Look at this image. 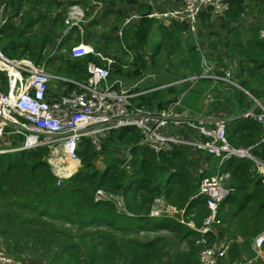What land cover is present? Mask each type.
Segmentation results:
<instances>
[{
    "label": "trees",
    "instance_id": "1",
    "mask_svg": "<svg viewBox=\"0 0 264 264\" xmlns=\"http://www.w3.org/2000/svg\"><path fill=\"white\" fill-rule=\"evenodd\" d=\"M2 1L5 2L0 0ZM28 1L9 0L7 2L9 13L0 23V35L4 38L0 49L6 55L26 56L34 63L43 65L44 68L50 67V64L54 62L53 70L56 76L62 77L64 88L69 86L66 82L67 78L80 79L85 76L84 66L87 61L102 63L91 52L72 57L68 47V50H62L61 48L67 46V36L60 38L52 47L51 33L34 34L33 25L43 23L47 16L40 14L33 17L24 8ZM227 1L228 16L232 19L231 21H234L243 12L244 1ZM259 6L260 11H264V0H261ZM142 13L133 22L130 30L131 37H137L139 41H141L140 29L149 31L152 27L151 18ZM178 24L181 23H173L174 26ZM181 25L185 29V24ZM230 27L229 32L223 34L221 42L230 50L237 48L245 56L239 58L241 63L238 70L244 71L248 78L237 77L238 83L242 87H247L250 86L248 80L250 79L257 85L255 88L250 86V89L258 92L264 81V36H259V28L255 26L248 30L251 35L249 34L243 42L238 36H231V32L235 29ZM163 29L165 30L164 26ZM163 41L160 39L150 53L153 62ZM141 57L138 52H133L130 62L132 65H137L132 71L133 74L144 70L145 63ZM112 65L115 67L119 65L116 58ZM222 86L225 89L222 91L224 96L228 94L229 99L234 98L237 104L242 103L243 93L239 88L225 83H222ZM135 98L139 101L144 97L136 96ZM162 103V101L159 102V105ZM235 121H237L235 124L241 123V128L248 131L255 130L249 132L259 130L255 121L243 118L240 120V115ZM234 131H237V127H233L227 133L229 142L242 138L243 133L238 134ZM114 133L120 139L126 138L127 142L131 141L129 151L134 157L130 161L129 170L125 167L120 168L116 159L106 162L99 168L94 162L93 145L89 138L82 137L80 143L83 144L80 146L79 143L80 147H77L76 151L84 169L76 170L59 184H56L55 176L46 159L49 151L47 145L0 152V235L7 248L20 252L25 247L28 249L35 246L37 242V244L42 243L46 247L44 252L54 247L53 256L67 257V264H94L98 259H101L104 264H199L195 254H198L202 244L213 239V234L201 233L171 218L147 216L149 203L154 196L159 194L165 198L169 195L177 198L180 196L177 205L181 206L184 202H188V195L197 190L198 175L196 181L192 182L194 178L186 168L188 154L186 149L173 147L169 151L154 152L147 147H142L138 157V146L135 144L138 135L135 128L125 125ZM15 135L17 137L3 138L9 147H14L19 142L20 136ZM250 138L251 140L247 141ZM254 139L248 136L246 141L251 142ZM263 146L264 143L256 148L255 152L258 155H261ZM238 167L244 170L248 179L254 181L253 192L264 196V182H260L253 174L251 162L242 158ZM222 170L226 171V169ZM167 174L172 175L166 178ZM172 176H174L173 179H171ZM175 183H179L180 188H173ZM96 187L108 190L120 189L124 195L125 205L132 214L115 211L108 201L93 200L92 193ZM178 189H185L186 193ZM201 201L204 204V201ZM204 212H207L206 207L202 210V213ZM144 226L153 229L169 226L174 232L183 233L180 238L185 239L186 250L170 251L169 240L166 241L167 238L163 235H156L145 240L128 235L132 231L137 233ZM116 231H119L121 235H115ZM199 237H202L203 241L196 243L195 240ZM250 246L244 248V251L252 257L254 251ZM77 252L84 254L83 258L71 260L69 257ZM33 257L45 259L40 255L33 254ZM233 257H237V254ZM55 258H52V261L45 260L52 264ZM256 264H264V260L259 258Z\"/></svg>",
    "mask_w": 264,
    "mask_h": 264
},
{
    "label": "built area",
    "instance_id": "2",
    "mask_svg": "<svg viewBox=\"0 0 264 264\" xmlns=\"http://www.w3.org/2000/svg\"><path fill=\"white\" fill-rule=\"evenodd\" d=\"M139 1L145 5L144 16L159 21L184 22L190 31L195 30V21L201 12L211 9L223 13L228 10L227 0H175L169 5L161 4V0ZM81 14L79 7L71 3L67 7L66 21L75 23L80 20ZM258 33L260 37L264 36V30ZM87 52L98 55L104 62L98 64L87 61L83 78H67L69 86L52 95L48 91L51 74L43 65L34 63L26 56L10 57L0 49V137L1 133L20 136L14 147L1 148L0 145V152L47 145V161L56 184H59L62 178L75 171L80 162L76 150L82 137L89 138L93 145L122 126L131 125L138 135L137 146L147 147L154 152L182 147L190 156L196 157L203 152L217 158L218 162L227 157L246 158L251 162L253 174L260 182H264V155L255 152L264 143V93L257 99L246 92L251 103L239 115L243 119L256 121L259 134L253 142L236 146L227 139L226 118L195 116L185 108H177L178 98L175 96L156 109L143 106L133 97L154 88L170 86L174 81L166 80L156 86L138 89L124 82L110 80V57L82 42L69 48L72 57ZM228 74L229 71H225L222 78L229 80ZM205 75L199 72L191 80ZM3 125L6 126L2 131ZM54 148L61 151L66 161L64 167L68 172L64 176L55 172L58 162L51 155ZM197 175L196 194L203 197L207 212L195 228L201 233L215 234L214 224L219 221L220 203L233 192L234 186L227 181L229 173L219 165L212 171L199 172ZM92 196L93 200L110 202L115 211L128 213L120 189L96 187ZM182 212L183 207L168 205L161 195H157L150 203L147 215L177 213L178 220L185 223ZM197 240L203 241L202 237L196 239V243ZM210 241L202 244L198 250L199 264H218L225 257L227 244L222 243V240ZM251 247L254 254L250 259L264 260L263 233L253 236ZM0 264L31 263L12 258L0 250Z\"/></svg>",
    "mask_w": 264,
    "mask_h": 264
},
{
    "label": "crops",
    "instance_id": "3",
    "mask_svg": "<svg viewBox=\"0 0 264 264\" xmlns=\"http://www.w3.org/2000/svg\"><path fill=\"white\" fill-rule=\"evenodd\" d=\"M32 1L33 0H29L28 2L30 3ZM137 1L134 0L133 2V0H42L41 3L43 5H50V8H48L47 11L40 13V7L37 6L38 8L34 7V9L32 10L33 14L30 11L29 12L33 17L38 16L40 14H45V16H47L43 21L44 26L42 28V31L51 33L53 40L52 47L55 46L56 41L60 38H64L65 36L68 37L67 39H69L70 37H74L75 43H85L92 47L94 51H97L104 56L110 57L112 59L110 63V67L112 66L109 76L110 80L124 82L125 84L132 85L138 89L145 88L148 86H156V84H160L161 82H164L169 78H172L170 81H174L173 84L170 86H161L146 91L143 94L135 95L133 96L135 100H138L137 98H135L136 96L145 97V95L150 92H154L163 88H169V92L171 95L167 100H170L173 96L178 98V102L176 104L177 108H185L191 114L199 117H206L208 116L207 113H210L209 115L211 116V118H215V113L222 112V117L227 119V133L233 127H237V131L234 132H237L238 134L243 133L241 135L242 138L238 139L237 141H230L233 145H241L242 143L251 140L250 138L246 141L248 136H251L252 138H257L259 130L258 132H249L255 130L249 129L248 131L245 128H241V123L235 124L237 122L235 121L236 117L239 116L243 109L250 105L251 102L249 98L242 97V103L237 104L234 98L229 99L228 94H225V96L222 97V107L213 108V110H203L201 106L203 98H201L200 89H202L203 86H208V80L205 79L204 76L198 77L194 80H190L187 78V76H175L176 74L172 72H166L165 70H163V68H161V66L154 67L155 61H152L150 53L152 52V50L155 49L159 39L157 43L153 45V47L151 48L152 50L149 53L146 49L145 51L143 50V48L146 47V43L144 41L142 42L137 40V37L132 38L129 34L130 30L132 29L133 22L140 17L141 13L145 9V5L142 4L140 1V3H138ZM173 2H175V0H161L160 3H166L169 5ZM71 3L76 4L82 13L80 20L75 23H67L66 21L67 7ZM129 17H136L131 25L129 23ZM174 21L177 23H184L179 22L177 20ZM128 23L129 26L126 25ZM162 25L165 27V30L166 27H171L172 30L174 29L173 24ZM34 26L35 25H33V27ZM153 26L154 25H152L151 29L153 28ZM104 51H106L107 54H103L105 53ZM131 51L138 52L142 56L141 58H143L145 63L144 70H142L138 74L132 73L133 69L137 65H132V63L130 62L132 59ZM127 55L128 57H130V59L128 60L129 62L127 61L128 63L126 62L127 64H125L122 59H127ZM115 58L118 60L119 64L117 67L112 65ZM50 74L51 78L49 80L48 91L50 94L55 95L64 89V85L62 82L63 79L62 77L56 76L55 74ZM223 74L224 73H222V75ZM164 75L170 77L163 78ZM52 79H54L55 81L54 84L51 83L53 81ZM180 82L183 83V85L180 86L181 91H179L178 89L180 88L176 86ZM195 82H197L196 85L193 89H191ZM222 83L231 84L244 91V88L237 82L232 83L229 80L222 79ZM177 91L179 92L178 94ZM222 91H225L223 86ZM159 102H152L150 107L155 109L158 108ZM162 102L163 106L166 101L163 100ZM241 119L242 118L240 117V120ZM263 155L264 146L261 151V156ZM186 156V158H189L192 161L189 164H186V168L190 171L191 177L194 178L192 182L196 181L197 174L199 172L203 173L212 171L218 165L222 169H226V171L229 173V180L233 184L234 190L222 201V243H226L228 245L229 251L232 250V252H234V255L237 254V257L231 256V258L236 260L238 259L239 264H242L240 260L244 261V264H256V260L250 259V256L247 257L244 248H247L251 245V240L254 235L259 233L264 234V196H260L253 192L254 181L250 178L248 179L244 173V170H241L238 167V163L242 158L227 157L221 162H218L217 158H214L213 156L207 155L203 152L198 153L196 157L190 156L189 154H187ZM234 158L238 159L236 164L233 163ZM171 175L172 174H167L166 178ZM173 178L174 176L171 177V179ZM173 188H180L179 183H175L173 185ZM178 190H180L182 193H186L185 189ZM162 197L168 205H171L176 208L183 207L181 217L183 220H185V223L180 222L178 220L179 215L177 213L156 215V218H171L173 221L186 225L189 228L196 229L195 227L198 226L200 222V216L203 214L202 210L205 209L204 204H202L201 201L203 199L201 196H198L196 194V190L188 195V202H184L183 204H181V206L177 205L180 196L178 198L176 196L173 197V195H169V197L167 198H165L164 196ZM152 200L150 201V203L152 202ZM126 210L128 212L127 214H132V212H130L127 207ZM141 223L144 224L143 222ZM137 233L148 235L150 233L151 235L154 234L155 236L163 235L167 238L166 241L169 240L170 251L175 252L176 250H186L185 239L180 238L181 236H183V233L174 232V230L171 229L169 226L160 227L156 229L144 226L140 228ZM175 237L178 240V244H175L172 239ZM140 239L145 240L149 238L142 237ZM195 257L196 260H198L196 254ZM31 263L47 264L46 262L38 258H33V261ZM238 263L235 262L234 264Z\"/></svg>",
    "mask_w": 264,
    "mask_h": 264
},
{
    "label": "rangeland",
    "instance_id": "4",
    "mask_svg": "<svg viewBox=\"0 0 264 264\" xmlns=\"http://www.w3.org/2000/svg\"><path fill=\"white\" fill-rule=\"evenodd\" d=\"M9 0H5V2H0V23L4 21L5 17L9 12H7V2ZM137 1V0H136ZM245 4V8L243 12L240 14V17L234 21H231L230 17L228 16V10L226 12H214L211 9L203 11V15H199L198 18L195 21V30L190 31L187 27L183 29L181 24L173 26L174 29L172 30L171 27H166V30L163 29V25L166 24H173L176 23L174 20H166V21H159L156 19L151 18V22L153 28L150 31H144L143 29H140L139 38L143 42H145V46L143 50L145 49L150 53L152 50L151 48L155 43H157L158 39H163V43L160 45L158 51L156 52L155 56V63L154 67L161 66L163 70L169 73L176 74L175 76H187L188 79L191 80L192 76H196L199 72H203V74H206L204 76L205 79L208 80V86H203L202 89H200L201 98H203L202 102V109H210L213 110V108L222 107V97L224 94H222V73L225 71H229V74L227 75V78H229V81L231 82H237L239 78H248L246 76V73L244 71L239 72L238 67L240 57H245L243 54L239 52V50L236 48V50H230L226 46H224L221 42L222 36L225 32H229V29L234 28V32H231V36H238V38L245 42L244 39L248 38L249 34L251 35L250 29L252 27L258 26V32L259 30H264V11H260V3L261 0H243ZM42 0H33L32 2L25 3V10H28L32 13V10L34 7H40V13L47 11L48 8H50V5H43ZM134 2V0H133ZM140 3L139 1H137ZM35 3V4H33ZM259 6V7H258ZM37 7V8H38ZM33 14V13H32ZM132 16V15H131ZM134 16V15H133ZM136 17H129V23L132 24L133 20ZM16 21V20H14ZM70 20H67V23ZM129 23L126 24L129 26ZM160 25L162 27H160ZM44 26V23H38L35 24V26L32 28V32L34 34H38L42 31V28ZM157 27L159 29H157ZM131 29V27H130ZM129 29V30H130ZM249 30V31H248ZM130 34V32H129ZM4 41V38L0 35V44ZM58 41V40H57ZM56 41V42H57ZM75 43L74 37H70L67 40V46L65 48H61L62 50H68L72 44ZM176 43L177 47H176ZM68 47V49H67ZM107 54L106 51H104ZM132 52V51H131ZM133 54V52H132ZM97 56L100 60L101 58L98 55ZM12 57V56H11ZM130 59L127 55V59H122L125 64H127ZM102 61V60H101ZM128 61V62H127ZM127 62V63H126ZM103 63V61H102ZM50 67H45L46 70L50 73L55 74V71L53 70V67L55 65L54 62L50 64ZM112 69V66L110 67V70ZM162 70V69H161ZM239 72V75H238ZM170 76L164 75L163 78H169ZM172 78H169L168 80H171ZM51 82L52 84L55 83L54 79ZM250 81V86L255 88L257 85L254 81ZM197 82L192 86L191 89L194 88ZM239 84V83H238ZM183 83L180 82L176 86H178L179 91H181V87ZM250 86L243 87L244 91L243 97L249 98L248 94L252 95L253 97H256L257 99L262 96L264 93V81H262L259 91L257 90H251ZM186 88V87H185ZM206 89V90H205ZM170 89L163 88L160 90H156L154 92H150L145 95L144 98L139 99V102L145 106L150 107L152 102H159L163 101L169 98ZM209 91V93H208ZM247 92V93H246ZM179 92L177 91V94ZM250 99V98H249ZM162 105H159L161 107ZM209 110V111H210ZM213 112V111H212ZM210 113H207L208 116ZM215 118L222 117V112L215 113ZM211 117V116H210ZM6 125H3L2 131L4 130ZM5 136H12L17 137L15 134H5L1 133L0 137V145L1 148H6L8 144L4 142L3 138ZM258 138V137H257ZM255 138V139H257ZM138 139V136H137ZM136 139V141H137ZM254 139V140H255ZM252 140L251 142H253ZM135 141V144H136ZM250 142V143H251ZM249 143V142H248ZM248 143H242L241 145H246ZM80 143L79 145L81 146ZM77 147H80V146ZM131 145V141L127 142L126 138H118L117 135L113 132L109 137L103 139V140H97V143L93 144V148L95 150V158L94 162L95 164L101 168L104 166V164L108 161L116 159L119 162L120 168L125 167L126 170L130 169V161L134 157V155L129 151V146ZM142 147H137V155L139 157L140 150ZM78 149V148H77ZM52 157L54 159L62 160L64 163L66 162L64 160L63 155L61 154V151L58 148H54L52 152ZM48 160V155L46 157ZM101 160V161H98ZM238 161L237 158L233 159V163L236 164ZM192 162L189 158H187V163L189 164ZM194 168V167H193ZM84 166L79 162L77 165L75 171L77 170H83ZM72 171V172H75ZM73 174V173H72ZM70 174V175H72ZM69 175V176H70ZM160 175V174H159ZM67 176V177H69ZM66 177V178H67ZM158 177V175H156ZM66 178H62V181ZM228 183L232 184L228 177ZM205 212L203 213V215ZM203 215L200 216V222L203 217ZM218 219L219 221L214 224V230L215 234L213 239L220 241L222 240V206L218 210ZM199 222V224H200ZM119 231L115 232V235L119 236L121 235ZM128 235L136 237V238H142V237H148L152 238L155 235L148 234H138L130 232ZM169 235V234H168ZM2 236L0 235V249H2L6 255L16 258L22 261H26L28 263H31L33 261V254L34 255H40L43 256L47 261H52V258H55V262L52 264H67L68 259L64 256H53L55 254L54 247H52L48 252H44L46 250L45 244L44 246L41 244H37L31 248L23 249L20 252L14 251L12 248H7L6 245L2 241ZM170 237V236H168ZM175 244H178L177 238H172ZM210 241V242H211ZM197 242H201L198 241ZM39 253V254H37ZM247 255V253H246ZM84 254L77 252L73 253L69 258L71 260H81L83 258ZM231 256H234V252L232 250L229 251L228 245L226 249L225 257L219 261L218 264H234L235 262L238 263V259H232ZM117 257V256H116ZM247 257H249L247 255ZM251 258V257H250ZM40 260H43L47 264H49L45 259L38 258ZM259 259V258H257ZM257 259L255 262H257ZM235 260V261H234ZM234 261V262H233ZM233 262V263H232ZM242 264H244V261H241ZM32 264V263H31ZM94 264H104L101 259L97 260V263ZM239 264V263H238Z\"/></svg>",
    "mask_w": 264,
    "mask_h": 264
},
{
    "label": "bare ground",
    "instance_id": "5",
    "mask_svg": "<svg viewBox=\"0 0 264 264\" xmlns=\"http://www.w3.org/2000/svg\"><path fill=\"white\" fill-rule=\"evenodd\" d=\"M72 164H74V163H72ZM56 165H58V167H55V172L57 174L62 175V176L66 175L68 170H67V168L64 167L65 163L62 160H58V163Z\"/></svg>",
    "mask_w": 264,
    "mask_h": 264
}]
</instances>
